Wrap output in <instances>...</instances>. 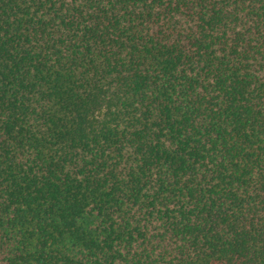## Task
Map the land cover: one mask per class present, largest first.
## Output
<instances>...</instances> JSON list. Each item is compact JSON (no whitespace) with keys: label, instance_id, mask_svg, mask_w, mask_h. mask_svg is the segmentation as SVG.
<instances>
[{"label":"trees","instance_id":"obj_1","mask_svg":"<svg viewBox=\"0 0 264 264\" xmlns=\"http://www.w3.org/2000/svg\"><path fill=\"white\" fill-rule=\"evenodd\" d=\"M0 264H264V0H0Z\"/></svg>","mask_w":264,"mask_h":264}]
</instances>
